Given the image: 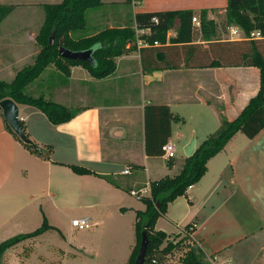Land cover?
Masks as SVG:
<instances>
[{
	"label": "crops",
	"instance_id": "1",
	"mask_svg": "<svg viewBox=\"0 0 264 264\" xmlns=\"http://www.w3.org/2000/svg\"><path fill=\"white\" fill-rule=\"evenodd\" d=\"M226 6L227 0H140L139 5H129L131 11L127 14L129 25L135 29L134 16L138 13L206 10L208 17L218 22L224 17ZM114 19L109 17L110 29L120 24L116 28L127 26L119 21L115 25ZM193 28L198 31L194 25ZM174 35L170 31L167 38ZM225 36L218 39L242 38L240 32ZM195 43L203 44L199 38ZM141 47L149 49L138 41L135 50L115 59L114 73L104 79H95L80 67H70L65 76L56 69L51 71V93L46 99L79 109L69 122L52 125L36 108L17 104L29 139L40 147H51L49 160L31 154L15 139L0 110V244L33 232L37 228L31 229L39 224L40 227L43 217L53 226L49 211L72 209L76 201L85 208V217L91 219L97 235L106 234L117 242L126 229L130 242L121 260L126 264L135 246L136 212L145 209L130 191L144 190V196H149L152 182L177 175L190 140L195 139L196 150L218 129L221 117L234 120L259 91L260 75L255 67L185 68L175 57L178 68L148 71L155 65L154 55H141ZM3 65L0 56V67ZM41 83L45 85V81ZM148 105L168 107L172 115L168 143L182 154L181 162L176 163L175 157L166 160L163 156L146 155ZM69 165L113 176L119 187L93 175H76ZM127 168L130 173L124 175ZM111 214L113 221L107 220ZM187 225L192 226L191 239L202 249L206 264H264V129L253 139L237 133L207 162L204 176L186 195L168 205L155 230L173 235ZM55 228L64 238L61 230ZM50 232L56 233L48 231L20 244L34 245ZM81 249L91 258L92 247ZM67 251L59 248L64 258L75 256ZM111 259L108 257L105 264H110Z\"/></svg>",
	"mask_w": 264,
	"mask_h": 264
},
{
	"label": "trees",
	"instance_id": "2",
	"mask_svg": "<svg viewBox=\"0 0 264 264\" xmlns=\"http://www.w3.org/2000/svg\"><path fill=\"white\" fill-rule=\"evenodd\" d=\"M100 4V0H62L57 5H46V19L36 37V42L41 47L36 60L32 66L18 71L12 81L0 80V102L10 99L18 105L34 107L44 114L52 125L69 122L78 114L79 109L57 104L42 95L32 96L27 92V88L36 82L53 63L62 74L68 73L61 62L70 65L80 64L93 78L104 79L114 73L115 59L135 50L138 41L148 44L149 47V49L141 47V55H144V52L154 55L155 65L147 68L148 71L178 68L174 63L175 57H178V62L185 68H257L260 75V88L257 95L250 99L234 120L228 121L221 117L218 129L199 145L193 156L185 159L177 175L166 176L152 182L149 196L140 198L145 206L144 211L136 212L135 246L126 264L135 263L142 233H145L148 239L144 264H170L169 261L172 258H177L179 264H206L202 249L191 239L192 226L187 225L184 228V236H181L156 231L155 224L159 218L166 215L167 207L171 202L185 196L186 189L204 176L207 162L220 153L237 133L253 139L264 129V0H227L221 22L228 27L235 26L241 31L243 37L239 40L218 39L216 37L218 23L208 17L209 12L206 10L199 13L191 10L138 13L134 16L135 29H106L90 37L75 39L72 35L85 27V13L98 8ZM13 9L12 5L0 4V23ZM193 17H197L200 23L197 32L192 25ZM140 31H148V33L140 35L138 33ZM170 31H174L175 35L167 38ZM251 32H259L260 37L248 39ZM197 38L203 44L195 43ZM154 42H158V46H153ZM60 47L70 51L91 49L94 63L90 65L85 62L62 59L58 56ZM171 119L172 115L167 106H146L145 153L148 157L163 156V147L171 136ZM20 127L29 139L21 121ZM6 128L31 154L49 160L52 152L50 146L40 147L30 139L29 144H24L7 124ZM68 167L76 175H93L119 187L113 176L97 175L89 169L76 165ZM48 231H56L60 235L59 230L50 226L43 217L41 226L33 232L19 234L2 242L0 259L7 250Z\"/></svg>",
	"mask_w": 264,
	"mask_h": 264
},
{
	"label": "rangeland",
	"instance_id": "3",
	"mask_svg": "<svg viewBox=\"0 0 264 264\" xmlns=\"http://www.w3.org/2000/svg\"><path fill=\"white\" fill-rule=\"evenodd\" d=\"M59 1L60 0H0L1 5L14 6L13 11L0 24V56L4 63V65L0 67L1 81L10 82L14 74L34 64L37 54L41 49L36 42V37L42 30L46 19V5H57ZM139 1L140 0H138V2ZM100 3L101 6L96 9L88 10L85 13V27L83 30L72 35L75 39L90 37L101 31L110 29L109 24L112 23V21L110 22L112 19L110 18L109 20L110 16L115 17V25L118 21L119 24L121 22H126L127 26L125 28H131L127 13L131 11L129 5H134L133 0H100ZM104 14L107 15V17L104 18ZM124 16L125 19L122 18ZM217 23L218 28L216 37L222 38L226 35L225 37L229 38L231 29L235 28V26L228 27L221 21ZM120 25L122 26V24ZM120 25H116L115 28ZM240 36L243 37L241 31ZM4 37H8V39L3 40ZM61 63L67 68L68 72L70 67H80L89 74L88 70L80 64L70 65L66 62ZM53 69L57 70L54 63L49 65L48 70L45 72V76H41V80L34 82L27 88V92L32 96L38 97L41 94L44 98H47L48 96L46 95L51 93L50 81L51 71H53ZM65 75H68V73H65L64 76ZM41 81H45L44 86H47V89H44ZM176 149L178 150V148ZM181 157L182 154L175 151L176 163L181 162ZM156 163L157 162H154L155 165ZM175 170L176 168L174 171ZM58 202H60V200H58ZM84 210L85 208L82 207V204L75 201L72 209L68 208V210L63 211L53 209L49 211L48 214L53 223L52 225L61 230L64 238L57 232H50L35 242L34 245L32 242L28 244H19L3 254L0 259V264H105V262L108 263V257L112 258L110 264H118L119 262L122 264L121 260H123L122 258H124L130 242V238L126 234V229L124 228V235L120 237L117 242H114L111 241L106 234L97 235L96 227H92L86 231H78L72 228V220L88 215ZM92 218L93 221L97 220V217ZM113 219L114 216L112 214L107 217V220L113 221ZM39 225L32 228L31 231L38 228ZM179 234L184 236L185 230L183 229ZM70 245L72 247H70ZM85 247H92V252L90 254L91 258L89 259L82 249L79 250V248ZM59 248L63 251L68 249L67 252H73L75 256L64 258L62 254L59 253ZM30 251L32 252L29 257L24 259V256ZM55 253H57V255Z\"/></svg>",
	"mask_w": 264,
	"mask_h": 264
},
{
	"label": "water",
	"instance_id": "4",
	"mask_svg": "<svg viewBox=\"0 0 264 264\" xmlns=\"http://www.w3.org/2000/svg\"><path fill=\"white\" fill-rule=\"evenodd\" d=\"M50 44H53V38H50ZM92 50L85 51H70L64 47L58 49V56L65 60L85 62L90 65L94 63L92 58ZM0 110L6 124L13 131V133L24 143L29 144L30 140L26 137L20 127L19 110L17 104L10 99H5L0 102ZM195 152V139L192 138L188 145L183 150L185 158H190ZM148 239L145 233H142L138 255L134 264H144L145 254L147 249Z\"/></svg>",
	"mask_w": 264,
	"mask_h": 264
},
{
	"label": "built area",
	"instance_id": "5",
	"mask_svg": "<svg viewBox=\"0 0 264 264\" xmlns=\"http://www.w3.org/2000/svg\"><path fill=\"white\" fill-rule=\"evenodd\" d=\"M134 5L135 4H139L138 0H133ZM156 22V21H155ZM192 24L194 25V27L198 30L200 28V23L199 20L197 19V17H193L192 18ZM239 30L237 28H234L231 30V34L232 36H237L239 34ZM140 35L146 34L148 33V31H140L138 32ZM260 37L259 32H251L248 36V39L253 40V39H257ZM140 42V46H147L148 44L143 43L141 41ZM158 42H154L153 46H157ZM163 157L166 160H172L175 157V149L174 146L171 145L170 143H167L164 147H163ZM124 175H128L130 173L129 169H125L122 172ZM192 186H189L186 189V193L191 189ZM145 194L144 190L141 191H130V195L136 198H141L143 197ZM71 226L72 228L78 230V231H86L91 229L94 225L91 221L90 218L88 217H82V218H78V219H74L71 222ZM170 264H179V262L177 261V258H172L170 261ZM148 264H154V263H148Z\"/></svg>",
	"mask_w": 264,
	"mask_h": 264
}]
</instances>
